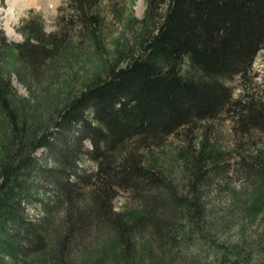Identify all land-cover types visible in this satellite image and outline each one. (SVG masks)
I'll use <instances>...</instances> for the list:
<instances>
[{
  "label": "trees",
  "instance_id": "16d2710c",
  "mask_svg": "<svg viewBox=\"0 0 264 264\" xmlns=\"http://www.w3.org/2000/svg\"><path fill=\"white\" fill-rule=\"evenodd\" d=\"M97 1L68 0V6L101 43ZM156 17L126 62L60 108L43 131L28 110L20 109L10 78L0 72V264H93V252L80 253L78 247L94 220L114 239L108 244L114 257L108 259L105 248L96 256L99 264H106L105 256L111 264H160L147 234L151 229L158 244L159 237L171 243L159 201L135 211H116L112 205L117 188H159L164 182L140 163L139 149L158 146L180 128L223 111L232 112L242 133L264 131V101L234 100L227 84L246 74L264 48V0H147L142 22ZM30 29L23 42L10 43L20 63L33 66L62 54V39L45 35L39 26ZM40 148L50 153L54 166L36 156ZM200 155L197 173L215 171L220 152L206 145ZM83 156L96 163L98 181L91 182ZM244 159L254 186L244 215L254 216L264 199V147ZM42 180L52 184L49 192H42ZM88 184L89 204L82 199ZM202 196L182 199L186 211L179 213L203 235ZM35 202L42 214L32 219L27 205ZM219 252L224 263L227 252Z\"/></svg>",
  "mask_w": 264,
  "mask_h": 264
},
{
  "label": "rangeland",
  "instance_id": "374dc122",
  "mask_svg": "<svg viewBox=\"0 0 264 264\" xmlns=\"http://www.w3.org/2000/svg\"><path fill=\"white\" fill-rule=\"evenodd\" d=\"M146 9L147 0L97 1L96 10L102 18L101 43H98L73 18L68 0H31L25 6L0 0V35L5 37V41L0 40V72L10 78L20 109L28 110L27 116L43 131L60 108L96 80L105 78L110 68L126 62L135 44L153 29L157 19L142 22ZM31 26H39L45 35L62 39V54L33 66L20 63L10 43L23 42ZM227 84L234 100L264 101V48L258 51L246 74L233 77ZM67 136L73 137L74 131ZM85 145L90 147V142L85 140ZM206 145L220 152V161L215 171L199 175L196 166ZM262 147L264 131L251 128L242 133L229 111L182 127L158 146L139 149L140 163L156 170L164 179L162 185L117 188L113 208L135 211L145 209L153 200L159 201V217L167 220L166 233L172 238L171 243L159 237L158 244L151 229H147V234L160 264H264V199L257 205L256 215H244L254 188L244 157ZM36 156L54 166L46 149H38ZM81 165L92 174L91 182L98 181L96 163L83 156ZM41 183L43 193L52 189L48 181ZM91 191L92 184H88L82 196L87 204L93 200ZM198 193L203 194L201 201L207 221L203 235L195 233L197 227L179 213L186 211L182 199L195 200ZM173 196L181 199L173 201ZM164 207L168 208L167 217L162 215ZM41 210L38 202L27 205V214L32 219L39 217ZM96 221L87 229L78 247L80 253L93 252V264H99L96 256L105 248L108 259L115 255L108 251V244L112 245L114 240L108 239L109 230L99 227ZM222 249L227 252L224 263L219 252ZM107 258L103 260L111 264Z\"/></svg>",
  "mask_w": 264,
  "mask_h": 264
},
{
  "label": "bare ground",
  "instance_id": "6f19581e",
  "mask_svg": "<svg viewBox=\"0 0 264 264\" xmlns=\"http://www.w3.org/2000/svg\"><path fill=\"white\" fill-rule=\"evenodd\" d=\"M9 1L13 4V6L14 5L25 6L28 3H30L31 0H9Z\"/></svg>",
  "mask_w": 264,
  "mask_h": 264
}]
</instances>
